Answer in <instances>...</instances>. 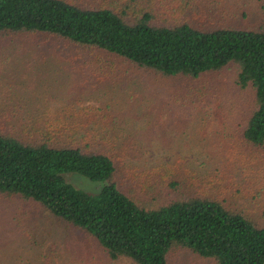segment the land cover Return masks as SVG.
I'll return each mask as SVG.
<instances>
[{"label":"trees","instance_id":"1","mask_svg":"<svg viewBox=\"0 0 264 264\" xmlns=\"http://www.w3.org/2000/svg\"><path fill=\"white\" fill-rule=\"evenodd\" d=\"M182 8L173 0H0V37L73 45L113 81L199 79L233 66L237 85L253 93L244 140L264 146V3L254 28L168 22ZM16 114L0 112V199L48 211L114 260L169 264L173 250L185 249L217 264H264V224L208 189L181 192L168 164L129 170L107 135L90 138L62 118L18 126ZM72 173L104 184L89 193L68 180Z\"/></svg>","mask_w":264,"mask_h":264},{"label":"rangeland","instance_id":"2","mask_svg":"<svg viewBox=\"0 0 264 264\" xmlns=\"http://www.w3.org/2000/svg\"><path fill=\"white\" fill-rule=\"evenodd\" d=\"M173 2L183 8L171 24L187 18L206 29L254 28L263 19L264 0ZM80 51L44 37H0V112L15 110L18 126L62 118L90 138L107 135L127 169L168 164L181 192L208 189L264 224V146L244 140L253 93L237 85L233 66L199 79L137 73L113 81L101 79L94 70L100 64ZM67 177L92 194L104 184L79 173ZM18 201L0 199V264H134L111 259L95 239ZM169 264L217 263L175 249Z\"/></svg>","mask_w":264,"mask_h":264}]
</instances>
